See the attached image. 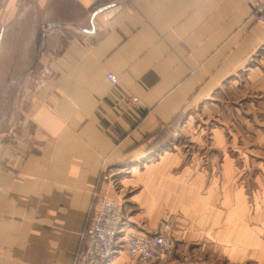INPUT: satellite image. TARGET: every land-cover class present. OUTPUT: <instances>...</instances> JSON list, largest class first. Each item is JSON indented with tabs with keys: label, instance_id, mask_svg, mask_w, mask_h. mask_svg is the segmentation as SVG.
<instances>
[{
	"label": "crops",
	"instance_id": "1",
	"mask_svg": "<svg viewBox=\"0 0 264 264\" xmlns=\"http://www.w3.org/2000/svg\"><path fill=\"white\" fill-rule=\"evenodd\" d=\"M110 1L0 0V43L29 10L57 43L39 56L33 125L0 130V264H76L103 195L123 206L119 239L170 223L164 264H264L258 0ZM107 264L141 263L118 249Z\"/></svg>",
	"mask_w": 264,
	"mask_h": 264
},
{
	"label": "rangeland",
	"instance_id": "2",
	"mask_svg": "<svg viewBox=\"0 0 264 264\" xmlns=\"http://www.w3.org/2000/svg\"><path fill=\"white\" fill-rule=\"evenodd\" d=\"M121 2H123V0H111L101 6V8H113ZM86 10L82 8L80 14L81 18L90 16L89 11L87 13ZM36 12H38V18L33 20V17H30V13L33 14V11H27L26 20L24 18L21 24L16 26L13 30V34H17L13 35L14 37H17V41H3L0 43V130H2V132H8L5 137V140H7L6 142H9V138L15 136V134H20L26 126L30 129L32 121L29 115L32 108V102L35 99V88L42 81V75L37 72V66L39 65L40 60L39 56L42 55L43 50L57 47L56 42L49 40L44 41L42 39L45 30L43 31L42 26L39 24L40 15L43 14L44 16L47 11H44L43 13L41 10H37ZM74 12L75 11L72 10L70 13H67L66 19L73 22L74 15L77 16V13L74 14ZM86 27L87 28L85 29H88L89 25ZM27 38H31L32 41L26 40ZM66 39L67 40L62 42L61 45L68 42V38ZM33 94L34 96H32ZM213 103L216 104L215 101ZM243 105L245 104L243 103ZM196 110L197 111L190 110L189 114L195 115L198 113V121L199 123H202L203 121L200 114L203 112V107H198ZM207 114L211 115L212 113ZM208 124L212 127L217 124V121H208ZM18 130L19 133H17ZM181 139L185 140L184 137ZM173 142L174 143H171V145H168V148L174 149L175 143L180 145L177 138H175ZM171 234L174 242L173 255L171 258L163 262L150 264L169 263L174 259L176 243L173 237V229Z\"/></svg>",
	"mask_w": 264,
	"mask_h": 264
},
{
	"label": "built area",
	"instance_id": "3",
	"mask_svg": "<svg viewBox=\"0 0 264 264\" xmlns=\"http://www.w3.org/2000/svg\"><path fill=\"white\" fill-rule=\"evenodd\" d=\"M256 14L259 23L264 24V0H258ZM106 79L111 85H117L119 78L107 73ZM138 102L137 98H132ZM123 206L103 195L91 223L82 234L83 247L76 264H107L120 249L126 256L141 264L163 262L173 255L174 242L172 226L164 223L156 233L124 232Z\"/></svg>",
	"mask_w": 264,
	"mask_h": 264
}]
</instances>
